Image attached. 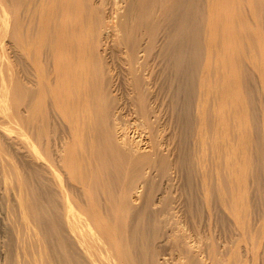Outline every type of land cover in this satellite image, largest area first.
<instances>
[{
	"label": "rangeland",
	"instance_id": "obj_1",
	"mask_svg": "<svg viewBox=\"0 0 264 264\" xmlns=\"http://www.w3.org/2000/svg\"><path fill=\"white\" fill-rule=\"evenodd\" d=\"M12 1L0 0V110H18L0 112V264L33 230L56 264H90L64 196L70 214L96 209L100 237L133 244V264H264V0ZM61 35L81 41L78 57L60 55ZM70 55L86 84L78 110L74 91L67 108L58 98Z\"/></svg>",
	"mask_w": 264,
	"mask_h": 264
},
{
	"label": "bare ground",
	"instance_id": "obj_2",
	"mask_svg": "<svg viewBox=\"0 0 264 264\" xmlns=\"http://www.w3.org/2000/svg\"><path fill=\"white\" fill-rule=\"evenodd\" d=\"M12 1V0H11ZM23 1V0H22ZM13 2V1H12ZM6 3V2H5ZM8 3V2H7ZM9 4H12V3H10L9 2ZM14 4H15V2H14ZM17 4V3H16ZM13 6V5H12ZM64 6V5H63ZM62 6V7H63ZM68 6V5H67ZM66 6V7H67ZM9 7V6H8ZM68 8V7H67ZM163 8V11H164V7H162ZM62 9V8H61ZM66 9V8H65ZM161 9V8H160ZM65 11V10H64ZM69 11V10H68ZM162 11V10H161ZM165 11H167V10H165ZM64 12L62 11V14H63ZM161 13V12H160ZM65 14V13H64ZM166 16V15H165ZM139 19V18H138ZM11 20V19H10ZM16 20H17V18H16ZM140 20V19H139ZM142 20V19H141ZM7 21V20H6ZM13 21H15V19L13 20ZM163 21H168V19L166 20H163ZM18 22V21H17ZM138 22V21H137ZM20 23V22H19ZM142 23V22H141ZM164 23V22H163ZM16 24H18V23H15V26H13V28H15V27H18L19 25H16ZM144 24H146V23H144ZM1 25V24H0ZM13 25H14V23H13ZM61 25H62V23H61ZM73 25H75V22H74V24ZM2 26V25H1ZM6 26V25H5ZM125 26V25H124ZM9 27H11L12 28V26H11V24L9 25ZM9 27H8V29H9ZM21 27V26H20ZM166 27V26H165ZM6 28H7V26H6ZM5 28V29H6ZM10 28V29H11ZM22 28V27H21ZM145 28V27H144ZM164 28V27H163ZM12 30V29H11ZM10 30V31H11ZM18 31L20 30V29H17ZM144 30H146V29H144ZM166 29H164V31H165ZM3 31V30H2ZM13 32V31H12ZM16 29H15V36H14V41L16 40L17 41V37L19 36H21L22 35V33L24 32H21L20 31V35L17 33V35H16ZM166 32V31H165ZM164 32V33H165ZM167 32H168V30H167ZM23 35H25V34H23ZM167 35V34H166ZM62 36H64V35H61V37H60V41H59V43H58V48H59V51L61 52L60 53V55L64 52V51H66V48H67V46H69V48H71V52H73V54L75 55L76 54V49H75V47H79V45L81 46V45H83L82 43H80L79 42V40H74L73 39V36L71 35V37L68 39V41H66V39L63 37L62 38ZM22 38H24V36H21ZM19 38V39H22V38ZM26 37V36H25ZM18 39V40H19ZM24 39H27V38H24ZM23 39V40H24ZM0 40H2V39H0ZM23 40H21L20 41V43H19V41H18V45H22L21 47L24 49V51H22V48H21V51L24 53L25 51L27 52V54H29L28 52V50H27V48L23 45ZM16 45H17V43H15ZM211 44L212 43H210V42H207L206 43V53H207V55H209L210 54V56H211V53H210V51H211V48H210V46H211ZM15 45V46H16ZM17 45V46H18ZM130 45H132V46H129V45H126V49L128 48L129 50L128 51H130L129 52V54H131L130 56H131V58H130V62H132L131 60L133 59V58H135L132 54V49L130 50V48L129 47H131V48H133L134 50H135V48L133 47V45H134V43L133 44H131L130 43ZM127 46H129V47H127ZM82 47V46H81ZM125 47V46H124ZM20 48V47H19ZM73 49H75V50H73ZM78 49V48H77ZM80 50H81V48H79ZM79 49H78V51L77 52H80L79 51ZM2 50V49H1ZM133 50V51H134ZM143 50V49H142ZM69 51V52H70ZM70 52V53H71ZM82 52V51H81ZM80 52V53H81ZM125 52H127V51H125ZM135 52L137 53V51L135 50ZM2 53V52H1ZM79 53V54H80ZM128 53V52H127ZM127 53H125V54H127ZM26 54V53H25ZM35 54V53H34ZM33 54V55H34ZM78 54V55H79ZM83 54V53H82ZM129 54H127V55H129ZM1 55V54H0ZM32 55V54H31ZM78 55L76 54V56L78 57ZM2 56H4V55H2ZM126 56V55H125ZM139 56V55H138ZM29 57L31 58V56L29 55ZM29 57L27 58V59H29ZM136 57H137V54H136ZM0 58H1V56H0ZM37 58V57H36ZM35 58V59H36ZM65 58V57H64ZM63 58V59H64ZM67 58V57H66ZM65 58V63L63 62V61H59V63H58V66H57V74L56 75H58V76H63V78H61L60 80H57V81H59V85H58V87H59V91H63V93L62 94H60L59 95V97L58 98H60V100H61V102H64V100L66 99V103H64L65 104V106H61V104H59L60 106H61V108H63V107H66L67 105H70V103L67 101V97L68 96H70V93L72 92V91H74L75 92V101L74 102H72L71 103V105L72 106H75L74 108H76L77 110H78V108L80 107V106H87L88 107V103H87V100H86V95H87V93H86V89H85V86H86V84L85 83H83L84 81H82V79H80V76H83V75H78V73L79 72H77L76 71V65H77V63L73 60V58H72V56L70 55V59H66ZM69 58V57H68ZM72 58V59H71ZM126 58H127V56H126ZM139 58V57H138ZM138 58H136V59H138ZM206 58V57H205ZM32 59V58H31ZM31 59H29L30 61H31ZM62 59V60H63ZM208 56H207V58L204 60V64L206 65V66H204V68L201 70L203 73H201L202 75H200V78H201V76H202V78H201V80H202V86H203V83H205V78H206V76H208L207 74H209L208 73V71H209V66H208V64H210V61H208ZM67 60H69L68 61V63H66V61ZM210 60V59H209ZM32 61H33V59H32ZM127 61V60H126ZM5 62H6V60H5ZM139 62V61H138ZM137 62V63H138ZM209 62V63H208ZM128 63V62H127ZM2 64V63H1ZM132 64H135V63H132ZM140 64V63H139ZM128 65V64H127ZM131 65V64H130ZM138 66V65H137ZM130 67H132V66H130ZM135 67V66H134ZM136 68H140V66L139 67H136ZM135 68V69H136ZM144 68V67H143ZM9 69V68H8ZM7 69V70H8ZM55 69H56V65H55ZM134 69V68H133ZM137 70V69H136ZM7 72H9V71H7ZM81 72V71H80ZM138 72V71H137ZM140 72V71H139ZM138 72V73H139ZM219 72V71H218ZM132 73H135V71L134 72H132ZM66 74H71V78H64L65 77V75ZM80 74H82V73H80ZM84 74H86V73H84ZM137 74V73H136ZM141 74V73H140ZM216 74V73H215ZM9 75V74H8ZM139 75V74H138ZM131 76H133V75H131ZM141 76V75H140ZM139 76V77H140ZM6 77H7V75H6ZM9 77V76H8ZM136 77H138V76H136ZM138 77V78H139ZM134 78V77H133ZM132 78V79H133ZM179 78V77H178ZM4 79H6L5 77H4ZM12 79V78H11ZM135 79V78H134ZM137 80V79H136ZM136 80H135V82H136ZM140 80V79H139ZM200 80V79H199ZM6 81V80H5ZM140 82H141V80H140ZM139 82V83H140ZM201 82V81H200ZM83 83V84H82ZM136 83H138V82H136ZM0 84H1V86H2V84H4L3 82H0ZM58 84V83H57ZM141 84V83H140ZM200 84V83H199ZM132 85H134V84H132ZM136 85V84H135ZM138 85V84H137ZM136 85V86H137ZM139 86V85H138ZM202 86H199V87H202ZM202 89V88H201ZM201 89H200V92H201ZM82 90H84V91H82ZM204 90V88L202 89V91ZM206 91H208L207 89H206ZM82 92V93H81ZM203 92H205V90L203 91ZM202 92V94H203V96L205 97V94L207 93H203ZM65 93V94H64ZM85 95V97H83V96ZM204 97H203V100H204ZM199 100H202V98L200 99L199 98ZM57 102H58V99H57ZM68 102V103H67ZM204 102V101H203ZM22 103V102H21ZM31 104H32V102H31ZM63 104V103H62ZM67 104V105H66ZM201 104V103H200ZM200 104H198L199 106H201ZM2 105V101L0 100V106ZM59 106V107H60ZM32 107V105L30 106V108ZM202 107H204L203 106V104H202ZM202 107H201V109H202ZM67 108V107H66ZM81 108V107H80ZM199 108V107H198ZM197 108V112H199L200 111V113H198V115H197V113H196V116H198V121H200V123H202L201 121H204V120H206V119H204L203 120V116H204V113H202L201 112V110L200 109H198ZM204 110H205V108H204ZM12 111V110H11ZM0 112H2V114H4V115H6L7 116V118L9 117V116H13L14 118L16 117V119H17V114H16V112H18V110L16 109V111H14L13 110V114L10 112V110L9 111H7L6 112V110H0ZM8 112H10V113H8ZM4 115H3V118H4ZM16 115V116H15ZM12 116L11 117H9V118H12ZM205 117V116H204ZM3 118H1V119H3ZM6 117H5V120L7 119ZM8 120V119H7ZM72 120H75V121H79V119L78 118H76L75 117V119H72ZM84 120V118H82V120L81 121H83ZM195 120V119H194ZM197 120V119H196ZM86 121V120H85ZM88 121H90V119L88 120ZM10 125H11V123H10ZM197 125V124H196ZM201 125V124H200ZM74 126V125H73ZM11 128H13V127H11ZM10 128V129H11ZM17 128V127H16ZM200 129H201V126L199 127ZM199 128H198V131H200L199 130ZM197 129V128H196ZM19 130V129H18ZM91 130V129H90ZM90 130H88V132H90V134H92L91 132H93L94 130H92V131H90ZM198 131H196V132H198ZM72 132V131H71ZM74 132H75V130H74ZM94 134V133H93ZM92 134V135H93ZM196 134H199V133H196ZM92 135H90L91 137H92ZM91 141V140H90ZM93 141V140H92ZM91 141V142H92ZM81 178V177H80ZM56 179H57V177H56ZM60 182V183H62L61 182V180L60 179H58V180H56V182ZM79 181V180H78ZM81 182H82V180H81ZM80 183V182H79ZM77 184V183H76ZM75 184V185H76ZM83 184V183H82ZM63 185V184H62ZM80 185H81V183H80ZM59 186H60V184H59ZM86 186V185H85ZM87 187V186H86ZM62 190H63V188H62ZM62 190H60V191H62ZM18 191V190H17ZM88 190H85V192H87ZM56 193H58V192H56ZM60 193V192H59ZM85 194V193H84ZM63 195H64V192H63ZM86 195V194H85ZM87 197V196H86ZM21 198V197H20ZM66 198V196H64L63 197V199H64V205L62 206V204H63V202H62V204H61V206H62V209H63V216H64V218L66 219V224H67V230H68V232L71 234V236H72V241H71V246L74 248V246H75V248H74V251L77 253V254H82L84 257H86L85 258V260H84V262L87 260V262H89L90 264H133V259L131 258V257H133L132 255H131V257L129 256V251H131V247H133V244L132 245H130L129 244V247L130 248H128V246H127V241L125 240V238H123L126 242H124L123 241V239H122V237L123 236H121V234H119V233H117L116 234V232L114 233L113 231L111 232V230H110V228H108V230L106 229H104L107 233H106V235H103L102 233V231H101V229H103V228H100V232H101V234L103 235L102 237H100V235L98 234V231H97V229L95 228V226L97 227V224L95 223V221H92V219L95 217L94 216V214H93V212H91V210H94L93 208H89V206H87V207H85L84 209H81L80 208V205L78 204V206H76L77 205V202H74L73 203V201L74 200H71V202L73 203V209H72V212H71V214H70V210H69V208H68V204H67V200L65 199ZM88 198H90V196H88ZM87 199V198H86ZM25 201V200H24ZM62 201V200H61ZM89 201V200H88ZM19 202V201H18ZM22 203V202H21ZM24 203V202H23ZM78 203H79V201H78ZM27 204V203H26ZM19 205V204H18ZM89 205H92V204H89ZM22 206H24V205H22ZM19 208V207H18ZM25 208H26V206H25ZM96 210V209H95ZM21 211V210H20ZM62 212V211H61ZM20 214H21V212H20ZM70 214V215H69ZM23 216H24V214H22ZM26 215H28V214H26ZM69 215V216H68ZM24 218H25V220H27L26 219V217L24 216ZM27 218H28V216H27ZM31 219V218H30ZM29 219V221H32V220H30ZM22 220V219H21ZM21 220H20V223H21ZM23 221V220H22ZM29 221H23V223L24 224H21L20 226H24L25 228H26V230L28 231L29 230V232H31L30 230L32 229L31 227H34V220H33V222H31L32 224H33V226L31 225L30 226V223H29ZM22 226V227H23ZM30 226V229H28V227ZM51 226H53V225H51ZM23 227V228H24ZM54 227H56V226H54ZM98 228V227H97ZM103 230V231H104ZM109 230H110V232H109ZM132 230V229H131ZM134 230V229H133ZM132 230V231H133ZM104 231V232H105ZM24 233V232H23ZM26 233V232H25ZM133 233V232H132ZM132 233H131V235H132ZM39 234V235H38ZM69 234V235H70ZM105 234V233H104ZM130 234V233H129ZM25 235V234H24ZM31 236L33 239H30V241H28V239H26V243H25V241H23V242H21V244H20V250H19V253H21V254H19V255H17L16 254V252L18 251V250H15V254H16V256L18 257L17 258V260L16 261H13V262H16L15 264H56V250H54V248L55 247H52V246H56V243H54L55 245H51V244H53V243H51L50 244V242H48V241H51V240H47L48 238H46V241H47V244H48V247L49 246H51L52 248H50L51 249V251H50V253H49V250H47V245L44 243V241H43V237H41L40 235V233H38V231H36V230H33L32 231V233L31 234H27V236ZM55 235H56V233H55ZM54 235V236H55ZM19 236V235H18ZM27 236H25L26 238H27ZM29 236H28V238H29ZM43 236V235H42ZM130 236V235H129ZM20 237V236H19ZM53 237V236H52ZM51 236H50V238H52ZM61 237V236H60ZM59 237V238H60ZM136 237V236H135ZM58 238V239H59ZM62 238V237H61ZM60 238V239H61ZM127 238V237H126ZM129 238V237H128ZM17 239H19V238H17ZM23 239V238H22ZM19 240H21V239H19ZM18 240V241H19ZM53 240H56V238L55 239H53ZM135 240H137V238L135 239ZM51 242H53V241H51ZM55 242V241H54ZM73 242V243H72ZM73 244H74V246H73ZM64 245H66V242H65V244ZM134 245H136V244H134ZM69 245L67 244V247H68ZM71 246H69V248L71 247ZM71 247V248H72ZM102 247V248H101ZM68 248V249H69ZM135 249H136V247H135ZM71 249H69V251H70ZM137 250V249H136ZM135 250V252H137ZM141 251V250H140ZM75 252H74V254H75ZM132 252V251H131ZM71 253V252H70ZM15 254H14V256H15ZM64 254H67V253H62V255L61 256H59V259L61 258L63 261H64V263H65V260L62 258V257H64ZM21 255V256H20ZM70 255V254H69ZM68 255V256H69ZM76 255V254H75ZM77 256V255H76ZM71 257L72 256H70V258L69 259H71ZM15 258V257H14ZM73 258H74V256L72 257V260H73ZM131 258V259H130ZM139 258V257H138ZM59 259H58V261H59ZM13 260H15V259H13ZM140 260V259H139ZM74 261L75 262H78V261H76L75 260V258H74ZM80 261V260H79ZM61 262V261H60ZM71 262H73V261H71ZM70 262V263H71ZM75 262H73V264L75 263ZM81 262V261H80ZM79 262V263H80ZM138 262V261H137ZM12 263V262H11ZM61 263H63V262H61ZM63 263V264H64ZM86 263V262H85ZM77 264V263H76ZM87 264V263H86Z\"/></svg>",
	"mask_w": 264,
	"mask_h": 264
}]
</instances>
